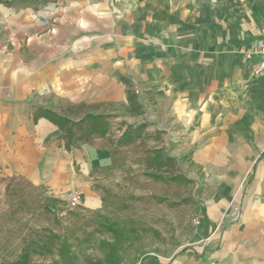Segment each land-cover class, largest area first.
<instances>
[{
    "label": "crops",
    "instance_id": "obj_1",
    "mask_svg": "<svg viewBox=\"0 0 264 264\" xmlns=\"http://www.w3.org/2000/svg\"><path fill=\"white\" fill-rule=\"evenodd\" d=\"M40 4L11 6L16 29L0 44V191L22 177L55 195L81 192L84 206L99 208L81 168L92 159L88 147L68 151L58 127L34 115L64 100L128 103L117 79L127 77L149 96L154 118L180 136L202 195L213 191L203 220L223 222L239 208L222 229L197 233L203 245L173 262L264 264V77L253 56L264 0Z\"/></svg>",
    "mask_w": 264,
    "mask_h": 264
},
{
    "label": "rangeland",
    "instance_id": "obj_2",
    "mask_svg": "<svg viewBox=\"0 0 264 264\" xmlns=\"http://www.w3.org/2000/svg\"><path fill=\"white\" fill-rule=\"evenodd\" d=\"M49 1L52 0H0L5 8L0 10V44L16 29L8 15L11 6L36 8L37 3L44 5ZM117 79L121 82L120 76ZM133 86L144 105L143 116L130 115L127 102L76 103L84 104L85 111L113 116L108 139L119 137L126 125L146 122L149 126L147 136L139 144L116 152L106 139L84 145L92 159L82 161L81 168L96 192L91 194L101 198L99 208H88L84 202L72 207L67 196L55 195L46 186L17 181L18 193L14 196L9 198L6 190L0 191V264H97L99 261L107 264L112 251L110 245L115 246L119 238L122 245L119 264H140L146 255L169 263L185 253L192 254L193 247L203 245L204 242H197V233L209 228L211 232L222 229L225 222L237 216L239 208L233 206L223 222L210 224L203 220L201 207L213 191L205 187L204 195H197L196 187L202 185L199 172L190 164L189 156L183 157L180 136L171 134L169 125L154 118L149 96L135 83ZM70 104L64 100L59 103L60 108L50 107L60 113ZM155 132L160 134L159 138ZM158 148H165L182 159L181 171L195 185H168L164 179L151 177L147 153ZM187 196L192 197L185 202Z\"/></svg>",
    "mask_w": 264,
    "mask_h": 264
},
{
    "label": "trees",
    "instance_id": "obj_3",
    "mask_svg": "<svg viewBox=\"0 0 264 264\" xmlns=\"http://www.w3.org/2000/svg\"><path fill=\"white\" fill-rule=\"evenodd\" d=\"M122 83L127 86L128 97V112L133 116L144 115V105L140 101L139 95L133 90V82L127 77H120ZM84 104L79 106H69L62 109L60 113L54 111L52 108L38 107L35 111V121L40 118H45L51 121L58 127V136L63 140L68 151H72L83 144H93L96 139L108 140V146L112 148L113 152L123 147H130L139 144V142L147 136L146 132L148 125L146 122H141L136 125H126L122 134L116 139H108L111 130V121L113 116L109 113L85 111ZM156 137L159 138V133ZM182 160V159H181ZM180 159L171 155L165 148H158L147 153L148 170L151 177L156 180H163L166 184L173 183L180 186L195 185V181L184 175L180 168ZM148 174V175H149ZM19 180L27 181L22 177H12L6 182V195L12 197L18 193L16 182ZM29 182V181H28ZM31 186L33 184L29 182ZM196 192L199 197L202 196L203 188L198 185ZM184 201H190L192 196H187ZM116 245H110L112 249L111 254L107 257V264H119L122 259L119 256L122 248L120 238L115 241ZM97 264H106L101 261ZM140 264H176L173 261L169 263H162L158 257L153 255L143 256Z\"/></svg>",
    "mask_w": 264,
    "mask_h": 264
},
{
    "label": "built area",
    "instance_id": "obj_4",
    "mask_svg": "<svg viewBox=\"0 0 264 264\" xmlns=\"http://www.w3.org/2000/svg\"><path fill=\"white\" fill-rule=\"evenodd\" d=\"M253 56L258 58V62L254 68V73L264 77V35L259 40L253 51ZM68 203L72 207H76L84 202L83 194L77 191H72L66 197ZM199 222H197L198 224Z\"/></svg>",
    "mask_w": 264,
    "mask_h": 264
}]
</instances>
